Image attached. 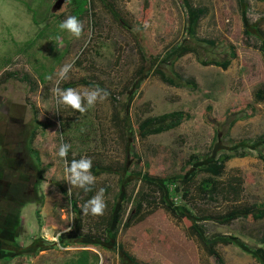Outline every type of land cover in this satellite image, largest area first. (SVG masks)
<instances>
[{
    "label": "rangeland",
    "instance_id": "rangeland-1",
    "mask_svg": "<svg viewBox=\"0 0 264 264\" xmlns=\"http://www.w3.org/2000/svg\"><path fill=\"white\" fill-rule=\"evenodd\" d=\"M89 1L88 11L79 14L74 0H0V173L23 197L16 210L17 246L2 247L0 264H80L83 255L87 264H100L98 252L103 264H218L217 257L221 264H264L255 251L264 248V217L200 219L237 206L264 207L258 156L264 155V141L255 140L264 134V101L254 97L264 87V1L190 0L205 11L194 36L186 31L182 0H105L126 26L102 0ZM68 16L83 24L79 38L59 29ZM225 43L235 48L231 62L207 63L225 57ZM173 47L179 56L172 64L159 62ZM141 53L150 60L139 74ZM66 63L73 70L62 88L98 85L108 98L84 114L57 106L50 88ZM12 71L28 73L35 91L7 78ZM162 76L192 79L197 88L167 85ZM115 109L127 117L134 139L125 125L115 126ZM173 110L188 111L190 118L167 131L137 136L141 120ZM61 143L72 146L69 164L92 160L91 190L74 187L62 195L60 184L68 192L71 185L64 179V160L56 155ZM225 153L233 157L220 176H211L218 183L215 194L200 190L210 177L204 172L182 181ZM235 178L237 194L228 188ZM101 188L104 214L84 215L82 206ZM25 189L29 194H22ZM138 201L140 213L123 226ZM191 225H200L202 239ZM45 231L58 239H44Z\"/></svg>",
    "mask_w": 264,
    "mask_h": 264
},
{
    "label": "trees",
    "instance_id": "trees-1",
    "mask_svg": "<svg viewBox=\"0 0 264 264\" xmlns=\"http://www.w3.org/2000/svg\"><path fill=\"white\" fill-rule=\"evenodd\" d=\"M76 2V8L74 9V11L76 13L79 14H84L86 13L88 10L85 8V6L88 4L90 6V1L89 0H74ZM146 2V0H144ZM183 4H184V8L186 10V14H187V33L189 36H194L196 34V28L198 26L199 20H200V16L202 14L205 13L203 8L200 7H196L194 6L190 0H182ZM264 1V0H261ZM102 3L105 5V7L107 8L108 12L111 14V16L120 24L126 26L121 19L118 17L117 13L114 11V9L105 2V0H102ZM244 34H246V36L250 35V32L248 29L244 30ZM224 49L227 51V54L225 55V57L221 60H210L207 63H212L215 64L217 66H222L225 67L227 66L231 60L235 57V48L233 47V45L229 44V43H225L224 44ZM179 56V49L177 47H173L171 49H169L168 51H166L164 53V55L161 57L159 62L162 63H169L172 64V62L174 61L175 58H177ZM141 57H142V61L144 62L142 64V66H140L138 73H143L144 68L146 63L148 62V60L150 59H146L145 55L143 53H141ZM154 61V60H153ZM206 63V62H204ZM7 78H12L14 80H18L20 82H24L25 84L28 85V92L32 93L35 91L36 89V83L35 80L28 74V73H23L21 75H19V73L17 71H12V72H8L6 74ZM162 81L164 83H166L167 85L170 86H175V87H179V88H188L190 90H195L197 88L196 83L192 80V79H188V78H176V77H168V76H162L161 77ZM69 87V85L65 86V88ZM254 97L257 101H264V87H261L259 89L256 90ZM32 106V109L35 113H37V109L35 108V104L32 102L30 103ZM112 118L115 122V126L116 127H123L124 125L127 128L128 131V135L130 139H134L135 138V133L133 131V128L128 124L127 121V117H120L119 114V110L115 109ZM190 118V114L188 111L185 110H173L170 112H165V113H161L158 115H154L151 117H146L145 119L141 120L138 125H137V132L140 138H145L146 136L150 135V134H158L161 133L163 131H167L169 129H172L176 126H178L179 124H181L182 122H184L185 120ZM235 120H231L229 122V127L232 126V124L234 123ZM50 125H54V123H51ZM256 141H264V134L262 135H258L255 138ZM259 158L262 161V168L264 171V155L259 154L258 155ZM233 157L232 154L229 153H225L220 155L219 157L213 159L210 162H207L205 164H202L200 167H198L196 170L192 171L185 179H182V181L184 183H188L189 181H192L193 178L196 176V174L198 172H204L206 174H208L210 177L205 178L204 180H202L201 184H200V190L205 194V192L207 193H211V195L215 194L216 190H217V182L211 177V176H220L223 173L224 170V166L225 163L231 158ZM68 158V157H67ZM92 172L94 174H96L94 172V168L92 167ZM98 172V171H97ZM235 183L230 184L228 186V188L230 189V193H234L237 194L238 193V186H239V180L237 178L234 179ZM60 190L63 196H68V191H67V187L63 184H60ZM209 195V197L211 196ZM162 202H164V199L162 198ZM166 208L169 209V211L175 213V210L173 209V207H171L168 204H165ZM142 209V201H138L136 203V207L133 211V213L128 217V219L123 223V226H127L129 225L130 221H132L141 211ZM244 218L247 220H260L264 217V207H258L256 205H246V206H242V207H233L230 210L226 211L223 214H219L216 216H212V215H202L200 216V219L204 220V219H215V220H219V221H227L233 218ZM116 220V214H114V216H112L111 220H110V224H114ZM191 229H193V231H195L198 234V237L200 239H202L203 236V230L201 229L200 225L198 226H192L191 225ZM261 242L264 243V235L261 237ZM121 245L118 244V250L121 251ZM255 251L257 253H259L262 257H264V248H257L255 249ZM85 253V252H83ZM216 263L221 264L222 263V259H220L219 257L216 258ZM80 264H87V258L83 255V259L82 262ZM133 264H137L134 263Z\"/></svg>",
    "mask_w": 264,
    "mask_h": 264
},
{
    "label": "clouds",
    "instance_id": "clouds-1",
    "mask_svg": "<svg viewBox=\"0 0 264 264\" xmlns=\"http://www.w3.org/2000/svg\"><path fill=\"white\" fill-rule=\"evenodd\" d=\"M149 26L150 25L147 22L144 23L145 28H148ZM58 27L61 31H66L76 38H79L84 31L83 24L75 16H68ZM135 30L137 29L134 28V31ZM55 39L62 47L63 40L61 37L57 36ZM72 70L73 64L66 63L59 69L57 78L54 81L51 75L46 76L45 79L53 81L50 93L55 99L57 106L70 107L74 111L84 114L89 108L94 107L98 101L101 103L104 102L108 98L109 93L106 90L101 89L98 85L95 88L85 89L83 91L74 87L62 88L60 86L61 83L69 78L68 74ZM71 147L72 146L69 143H61L56 153L59 158L64 160V179L71 185L68 193L71 194V190L74 187L82 188L86 191L91 190L90 186L93 185L96 180L91 171L92 160L87 157H81L78 160L73 159L69 164L67 156ZM104 191L105 190L101 188L94 197L82 206V213L84 215L90 213L93 216H100L104 214L106 208ZM44 239L54 242L58 237L50 236L47 231H45ZM97 255H100V264H103L102 254L98 252Z\"/></svg>",
    "mask_w": 264,
    "mask_h": 264
},
{
    "label": "flooded vegetation",
    "instance_id": "flooded-vegetation-1",
    "mask_svg": "<svg viewBox=\"0 0 264 264\" xmlns=\"http://www.w3.org/2000/svg\"><path fill=\"white\" fill-rule=\"evenodd\" d=\"M0 135V140H1ZM4 158H7L6 154H3ZM8 160H5L4 164L7 165ZM0 163V171H1ZM5 174L0 173V252L2 247L17 246L15 241L16 226L20 221V215L16 213L17 208L22 206L23 197L19 196L17 188L12 184L10 178L5 179ZM18 175L14 177L17 178ZM40 179V178H39ZM37 178H34L32 183H35ZM27 188V187H26ZM29 194V190H23V193ZM27 197V196H25ZM4 251V249H3ZM1 256V255H0Z\"/></svg>",
    "mask_w": 264,
    "mask_h": 264
}]
</instances>
